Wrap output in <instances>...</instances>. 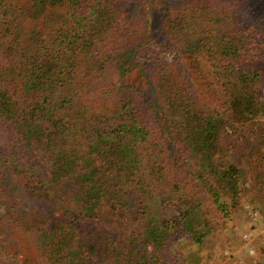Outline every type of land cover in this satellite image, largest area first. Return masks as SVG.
<instances>
[{
  "label": "trees",
  "instance_id": "16d2710c",
  "mask_svg": "<svg viewBox=\"0 0 264 264\" xmlns=\"http://www.w3.org/2000/svg\"><path fill=\"white\" fill-rule=\"evenodd\" d=\"M263 91L264 0H0V264H157L263 212Z\"/></svg>",
  "mask_w": 264,
  "mask_h": 264
},
{
  "label": "rangeland",
  "instance_id": "374dc122",
  "mask_svg": "<svg viewBox=\"0 0 264 264\" xmlns=\"http://www.w3.org/2000/svg\"><path fill=\"white\" fill-rule=\"evenodd\" d=\"M225 205L231 208L228 201ZM230 212V221L216 236L200 245L176 240L169 251V259L172 255L175 259L169 261L168 256H163L157 264H249L256 258L264 263V211L245 205L231 208Z\"/></svg>",
  "mask_w": 264,
  "mask_h": 264
}]
</instances>
